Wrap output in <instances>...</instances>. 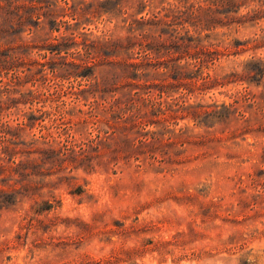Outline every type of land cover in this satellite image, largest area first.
I'll return each instance as SVG.
<instances>
[{"label":"rangeland","instance_id":"374dc122","mask_svg":"<svg viewBox=\"0 0 264 264\" xmlns=\"http://www.w3.org/2000/svg\"><path fill=\"white\" fill-rule=\"evenodd\" d=\"M18 2L22 23L9 24L15 35L0 45L69 40L60 55L42 51L50 58L45 71L31 63L41 51L19 49L30 69L0 72V127H13L3 126L0 145L22 163L11 169L4 160L0 169V264H264V42H254L264 41V18L202 32L211 35L205 43L231 50L204 69L214 81H177L166 59L143 81L165 83L169 93L145 89L140 99L143 82L113 65L123 57L114 46L100 44L91 56L90 45L126 38L132 17L184 2ZM33 3L36 14L26 8ZM258 9L264 0H250L242 15ZM197 30L188 24L180 32ZM94 57L95 67L81 71L90 78L71 68L54 96L53 70ZM176 63L194 69L192 59ZM10 86L38 96L11 102L3 92ZM246 92L255 100L231 109ZM24 114L34 124L18 129Z\"/></svg>","mask_w":264,"mask_h":264},{"label":"trees","instance_id":"16d2710c","mask_svg":"<svg viewBox=\"0 0 264 264\" xmlns=\"http://www.w3.org/2000/svg\"><path fill=\"white\" fill-rule=\"evenodd\" d=\"M18 1L19 0H2V2H0V21H2V24L0 25V43H2V41L9 42L11 37L15 35L14 33L16 29L12 26V30H9V24L15 22L17 19L20 23H22L21 21L23 16L21 15L19 9L21 5ZM178 1H180L181 4L185 3L184 6L164 9L163 11L150 17H132L129 21L130 35L126 38L111 41L109 40L106 41V43L92 41V44L90 45V48H92V52L90 51L91 56L94 55L93 51L95 52L100 44H111L112 47L114 46L112 52L118 57H123L119 58L120 60L118 62H113V65H115L117 69L123 71L124 74L128 71H134V73H136L143 82L137 85L138 90L135 94L140 99L144 98L141 97V92L145 89L151 90L162 86V92L169 93L168 90H170V88H168L165 83L162 85H159L158 83L148 84L146 83L147 81H143L149 74L150 69H159V65L163 63L162 60L166 59H169L167 62H173V64L167 63V65L168 69H171V71L174 72V78L177 81L185 79L194 80L195 77L198 79V82L202 81L203 84L214 81V77L209 73L205 74L204 69L209 68L210 64H214L216 60L220 59L221 56L231 50L230 47L225 49L222 48L220 44L212 42L205 43L207 39H211V35H207L206 39H203L201 36L202 32H204V30L213 31L217 29L218 26H215L214 24L216 22H219V24H222L225 27H232L234 25H246L264 18V9L254 10L248 14L242 15L243 7L246 6L247 2L250 0H205L204 4L200 2L199 4H191L189 6L187 5L189 0ZM26 8L28 11L31 10L34 14H36L39 5L33 3L32 5H26ZM146 8V2L142 1L140 3L138 13L142 14ZM39 19H41V16H39ZM188 24L196 28H201L203 31L199 32V30H197V36L191 35L190 31H187L186 35H182L180 29H186V25ZM158 33L159 35L157 36L156 34ZM169 33L170 38L165 40L164 35H168ZM68 38V36H51L47 38L44 41L49 43L51 48H47L45 45H38L36 39L32 41H23L20 48H15L12 45H0V72L9 73L11 70L17 68V66H27L28 69H30L31 66H29L28 63H25V61L22 60V57L18 56V52L21 49L31 52H33L32 49H38L41 51L38 52L40 56L39 58L41 59H33L31 60V63L40 69L44 68L43 71H45L50 58L47 53L43 54L42 51L49 50L52 54L60 55L67 50ZM254 42L256 43V46H259L264 41L255 40ZM236 45L237 48H239L240 45L244 44L243 42L238 41ZM94 59L95 57L92 59L89 58V61L86 60L85 62L73 61L67 64V68L53 70L54 80L57 82V90L53 93L54 96L58 95L60 87L65 86L63 84V81L66 79L64 74L69 72L71 68L78 70L79 72H77L79 76L90 78L91 76L89 74H83L84 72L81 71H90L93 69L96 65ZM183 59H192L194 61V69L190 70L192 64L180 69L176 62ZM24 73L28 76L26 70H24ZM195 74L197 75L195 76ZM262 74L264 75V67L262 69ZM23 79V75L19 74L17 76L18 85L22 83ZM97 86H100V82L97 83ZM83 91L86 90H80V92ZM3 92L7 94L11 102L18 103H21V101L28 96L31 98H36L38 96V92H22L11 86L6 87ZM151 92L152 91H149L148 93ZM18 94H20V97H13ZM251 99L255 100L254 95L246 92L245 95L242 98H238L235 104H232L230 108L239 109L238 105H240L244 100ZM147 100L148 98H145V102ZM120 104L121 99L112 104V108L114 109L115 106ZM45 114L46 113H44V115ZM241 114L246 116L244 112H241ZM33 117L35 120L41 119L36 116ZM20 119L23 120L18 122L16 127L18 129H24L34 124L33 118L27 116V114H24L23 118L20 117L19 121ZM5 125L8 126L9 130L13 129L10 122H7ZM5 125L2 123L0 132L4 131L3 126ZM11 157L12 156L8 154L7 150H4L3 146L0 145V169L5 167V163L2 162L4 160H9L10 163H12L9 166L11 169L18 168L22 165V163L13 160V157Z\"/></svg>","mask_w":264,"mask_h":264}]
</instances>
